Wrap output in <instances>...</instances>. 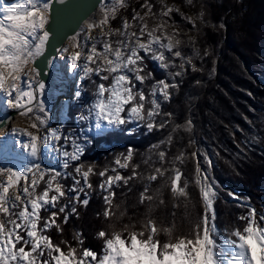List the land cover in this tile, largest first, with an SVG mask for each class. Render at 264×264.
I'll return each instance as SVG.
<instances>
[{"label":"snow or ice","instance_id":"6c2138e0","mask_svg":"<svg viewBox=\"0 0 264 264\" xmlns=\"http://www.w3.org/2000/svg\"><path fill=\"white\" fill-rule=\"evenodd\" d=\"M159 4L160 11L155 12L156 5L144 0L143 16L133 9L132 22L123 17L122 28H112L111 21L118 11L127 7L125 0H97V6L103 9L102 18L86 22L68 37L78 49L66 57L80 81L73 97L79 101L87 94L89 101L76 114L77 126L66 129L48 103L47 85L39 65L41 59L46 64L52 62L46 52L53 35V0H0V127L7 126L16 115L31 121L27 128L13 126L0 136L11 137L27 157L20 166L13 160L0 159V264H264V210L258 213L255 207H249L247 215L238 217L245 221L242 229L229 232L217 228L215 202L220 191L209 172L213 160L207 153H191L196 161L194 183L204 209L194 227L174 235V224L158 227L152 217L153 205L165 203V189L173 199L188 198V182L184 179L182 183L183 173L175 167L177 162H184V153L168 161L167 150L160 149L162 145H172L174 133H191V118L176 124L166 137L149 146L150 155L143 163L151 161L160 166L147 176L139 171L141 164L133 162L136 153L132 146L115 154L114 166L100 167L82 160L95 138L112 130L125 128L135 134L141 129L152 133L168 128L174 112H164L162 105L179 92L189 70H202L194 59L211 55L205 49L201 56L194 47L196 37L173 27L174 13L192 25L189 32L200 30L197 21L208 26L203 5L197 17L192 18L178 7L166 5L164 0H159ZM149 17L157 21L154 27H149ZM134 26L138 31L131 30ZM97 27L100 34L93 37L91 32ZM219 27L224 28V23ZM186 45L193 46V55L182 51ZM60 52L68 53L69 47H62ZM149 62L165 75L156 79ZM30 63L36 66L29 68ZM200 84L195 81V86ZM245 121L252 126L247 118ZM53 157L60 161L59 168L45 165L44 161ZM129 169L130 174L124 175ZM93 177L100 178L95 187ZM69 179L71 184L66 183ZM134 180L146 181L139 195V203L148 205L146 221L139 227L135 223L117 227L111 221L122 219L127 210L119 216L113 211L115 188L128 187ZM157 181L162 183L153 192L151 185ZM96 191L101 193L105 205L97 216L110 221L107 228L96 233L102 241L100 251L83 247V233L79 232L73 235L78 247L62 238L54 241L50 231L62 236V225L74 214L79 218L78 207L87 208ZM42 211L46 215L42 216ZM161 234L166 237L163 242Z\"/></svg>","mask_w":264,"mask_h":264},{"label":"trees","instance_id":"16d2710c","mask_svg":"<svg viewBox=\"0 0 264 264\" xmlns=\"http://www.w3.org/2000/svg\"><path fill=\"white\" fill-rule=\"evenodd\" d=\"M14 1L16 0H9ZM174 1L179 3L181 13L192 18L197 17L203 5L208 26L200 25L197 21L200 30L193 29L189 32L192 25L182 21L180 15L174 13L176 23L173 27L196 37L194 47L199 49L201 56L205 49L210 50L211 55L202 60L194 59V63L202 70L195 73L189 70L182 78L179 92L171 102L162 105L164 112H174L172 123L168 128L152 133L143 129L135 134L125 128L112 130L104 136L96 137L82 160L95 162L100 167L106 164L114 166L112 161L115 154L132 146L136 153L133 162L141 164L139 171L147 176L154 167L160 166L151 161L149 164L143 163L150 155L149 146L166 137L176 124H182L187 118H191L194 123L193 131L188 133L181 130L174 133L172 145H162L160 149L167 150L168 161L181 152L184 153V162H177L175 167H179L183 173L182 183L184 179L188 182V198L173 199L165 189V203L153 205L152 217L156 219L158 227H171L174 224V235H179L191 230L203 216L202 200L194 183L196 161L191 156L192 152L199 150L197 155L207 153L213 160V167L209 172L220 191L219 200L215 202L216 226L222 231L227 229L231 232L245 226V221L238 217L247 215L249 207H255L258 213L264 210V0H192L191 4L188 0ZM125 2L127 7L119 11L132 17L130 10L140 7L144 0ZM149 2L156 5L153 11H160L159 0ZM149 19V27L154 26L156 20ZM112 22L120 24L116 20ZM221 22L224 23V28L219 27ZM133 30L138 31V28L134 26ZM182 51L186 55H193V46L186 45ZM176 62L179 63V60ZM148 66L155 72L156 79L165 75L155 63L149 62ZM95 79L99 82L98 78ZM196 80L201 81L199 86H195ZM88 101L89 96L84 94L79 101L73 97L69 102L67 115L71 121L64 125L66 129L77 126L76 114ZM245 118L251 121L252 126ZM151 155L152 160H155V155ZM166 166L173 167L171 164ZM201 167H204L203 162ZM130 171L125 170L123 174L129 175ZM99 179L92 178L94 187ZM144 182L146 181H131L128 186L132 189L130 192L128 187L115 188L113 211L119 216L120 212L127 210L122 219L116 221L114 218L111 221L117 223V227L128 223H135L139 227L141 222L146 221L147 202L144 205L139 203ZM66 183L71 184V180ZM161 183L162 181L153 182L152 191L155 192ZM173 205L177 207L174 208ZM104 207L102 195L96 191L87 208L78 207L79 218L74 214L69 217L67 224L62 225V236L55 230L49 234L54 241L62 238L73 247H78L73 235L83 233V247H91L99 252L102 241L96 238V233L101 228H107L110 223L102 215L97 216V212H103ZM41 215L46 214L42 211ZM160 239L163 242L166 237L161 234ZM62 247L66 248L65 245Z\"/></svg>","mask_w":264,"mask_h":264},{"label":"rangeland","instance_id":"374dc122","mask_svg":"<svg viewBox=\"0 0 264 264\" xmlns=\"http://www.w3.org/2000/svg\"><path fill=\"white\" fill-rule=\"evenodd\" d=\"M16 2V1H14ZM164 3L168 6H174V7H180L179 3L175 2L174 0H164ZM137 12H140V14L143 16L145 14V11L146 9H142L141 6L138 7V8H134ZM131 12H133V9L130 10ZM100 14L103 16V9L101 8L99 10ZM123 17H126L129 22H132V17H129L125 14V12L121 13L120 11H118L117 13V16H116V21L118 23H120L119 25H115V23H113L111 21V27L112 28H118V27H115V26H120V28H122V18ZM151 18V17H150ZM151 20L148 18L147 22L149 24ZM157 23V21H156ZM155 23V24H156ZM154 24V26H155ZM152 26V27H154ZM135 28H138L137 26H135ZM133 30V29H131ZM100 34V31L95 33V34H91L93 37H97L98 35ZM73 45V41L72 40H68L66 46L69 47V52L68 53H61L59 51L58 53V58H60V61L58 62L57 61V65L58 66H63L64 69H66V74L69 76L71 75V78L73 79L72 80V85H73V88H71V92L68 94V92H66L67 88H60V90H57V89H46V92H47V95L49 97V100H48V103L50 104V106H52V110L55 112V114H57L58 116V119L59 120H63L64 122V125L68 122V121H71L69 116L67 115L68 114V104L69 102L73 99V93L75 92L76 90V87L78 86L79 84V80L77 78V75H72L73 72L72 70L70 69L69 67V62L67 61L66 57L72 53V52H75L77 51L78 49L75 48ZM65 47V46H64ZM57 58V56H56ZM59 60V59H58ZM29 68H32V65L31 63L28 65ZM61 80H65L66 82H68V78L66 76H63L61 78ZM54 86V85H53ZM56 88V86H54ZM53 87V88H54ZM50 92V93H49ZM60 93V95H58ZM63 93V94H62ZM62 94V95H61ZM59 96V97H58ZM58 97V98H57ZM71 98V99H70ZM64 99V100H62ZM62 100V101H60ZM61 103V104H60ZM0 107H2V101H0ZM58 112V113H57ZM17 116V117H16ZM16 119L14 120L15 123H13L12 127L13 126H16V127H21V128H27L30 126V123L31 121L26 118V117H23V116H19V115H16ZM55 123V121H54ZM76 123L78 124L79 122L76 120ZM9 131V130H8ZM111 132V131H110ZM109 133V132H108ZM107 134V133H105ZM105 134L101 135V136H104ZM0 159H5V160H13L15 161V163L20 166L22 165L23 163H26L27 162V157H26V154H24L22 152V150L19 148V146L13 141V139L11 137H8L7 139H0ZM18 159L20 160L18 162ZM45 165L46 166H54L56 168H59L60 167V161L56 158V157H53L52 159L48 160L46 159L44 161ZM47 179V178H46ZM41 185L43 188L44 187V184L43 182H41Z\"/></svg>","mask_w":264,"mask_h":264},{"label":"water","instance_id":"95a60500","mask_svg":"<svg viewBox=\"0 0 264 264\" xmlns=\"http://www.w3.org/2000/svg\"><path fill=\"white\" fill-rule=\"evenodd\" d=\"M100 9L97 6V0H53V10L51 13V31L53 35L50 38L46 56L52 58L53 61L59 50L65 45L68 37L79 31L82 24L88 21ZM31 65L32 68L36 66L34 63H31ZM39 65L43 69V79L48 84L52 71L51 64H46L45 60L41 59ZM49 88H53V85ZM9 114L11 115V113ZM12 120L8 123V127L11 125ZM4 127H0V131Z\"/></svg>","mask_w":264,"mask_h":264},{"label":"bare ground","instance_id":"6f19581e","mask_svg":"<svg viewBox=\"0 0 264 264\" xmlns=\"http://www.w3.org/2000/svg\"><path fill=\"white\" fill-rule=\"evenodd\" d=\"M102 18V15L100 14V12L98 11L97 13H95V14H93V16L88 20V21H85L83 24H82V26L86 23V22H91V21H93V20H95V21H98L99 19H101ZM99 31H101V29L99 28V27H97L96 29H94V30H92V32H91V34H95V33H97V32H99ZM68 40L69 39H67V41H66V43H65V45H63V47L64 46H66V44H67V42H68ZM60 51V50H59ZM59 53V52H58ZM59 59V60H58ZM57 61L59 62L60 61V58H58V54H57V58H55L53 61H52V63H51V67H52V71H51V74H50V79H49V81H48V84H46L47 85V87L49 88V87H51L52 85H54V86H56V88H49V90L50 89H57V90H60V88H67V90H66V92H68V94L71 92L70 90H71V88L70 87H72L73 88V85L71 84L72 83V78H71V75H67L66 74V69H64V67L63 66H58L57 65ZM63 75H65L67 78H68V82H66L65 80H61V78H62V76ZM72 75H75V74H72ZM56 83V84H55ZM53 86V87H54ZM70 86V87H69ZM47 88V89H48ZM50 93V92H49ZM63 94V93H62ZM61 94V95H62ZM58 95H60V93L58 94ZM59 97V96H58ZM57 97V98H58ZM62 100H64V99H62ZM62 100H60V101H62ZM61 104V103H60ZM55 113V112H54ZM58 113V112H57ZM57 115V114H56ZM58 116V115H57ZM17 117V116H16ZM16 117L14 118V120L16 119ZM14 120H12V123H11V125L8 127V126H5L4 128H3V130L2 131H0V136H2L4 133H6V132H8V130H10L11 129V127H12V125H13V123H15L14 122ZM7 139V138H6Z\"/></svg>","mask_w":264,"mask_h":264}]
</instances>
